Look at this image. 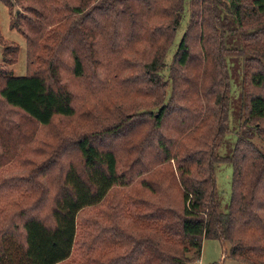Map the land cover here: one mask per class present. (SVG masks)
I'll list each match as a JSON object with an SVG mask.
<instances>
[{"label":"trees","instance_id":"16d2710c","mask_svg":"<svg viewBox=\"0 0 264 264\" xmlns=\"http://www.w3.org/2000/svg\"><path fill=\"white\" fill-rule=\"evenodd\" d=\"M15 2L25 10L12 26L26 39L27 73L0 74V98L7 105L43 126L58 117L75 116L78 94L62 79L64 54L74 78L82 83L87 79L92 87L101 85L102 95L95 101L105 98L104 93L137 95L139 89L141 101L152 97L157 109L136 111L143 107L108 98L115 103L105 110L108 122L72 140L80 159L68 164L54 186L52 223L37 212L23 211L19 223L0 220V264L68 261L77 251L82 211L104 203L117 187L132 190V184L142 188L130 198L128 216L115 214L116 221L117 215L129 220L117 226L112 238L117 254L107 249L112 241L104 230L109 228L101 232L92 219L91 225L99 229L93 240L98 247L105 244L99 256L112 254L99 264H193L201 257L205 238L229 242V256L246 264H264V150L252 139L260 133L264 140V92H251L252 86L264 87V0H190V22L170 68L174 91L168 103L161 100L166 86L162 71L186 0ZM194 32L198 51L191 42ZM230 41L239 44L228 51ZM10 48L18 51L19 46H6V55ZM243 52L256 56L260 65L244 70L245 85L236 108L243 120L241 132L231 153L221 157L217 150L230 129L227 55ZM196 59H202L203 68L191 75L186 69ZM39 61L47 66L38 67ZM224 157L233 165L226 212L215 179V163ZM172 162L178 178L171 181L180 199L171 195V185L164 187L165 179H158L156 172ZM14 180L10 193H0L9 198L4 204L17 201L14 190L22 192L23 184ZM30 181L27 189L40 187L47 194L52 187ZM144 189L152 196L144 197Z\"/></svg>","mask_w":264,"mask_h":264},{"label":"rangeland","instance_id":"374dc122","mask_svg":"<svg viewBox=\"0 0 264 264\" xmlns=\"http://www.w3.org/2000/svg\"><path fill=\"white\" fill-rule=\"evenodd\" d=\"M9 1L12 3L11 6L8 5L6 0H0V74L24 75L27 73L26 39L20 28L12 26V23L20 19V15L25 10L15 0ZM189 2L190 0H186L183 19L165 54V66L162 71V82L165 81L166 84L165 89L163 88L164 94L162 88L160 90H162L161 100L164 98L167 103L171 100L174 91L170 68L180 39L187 30L190 22L191 9ZM21 26L24 28V24ZM126 27L127 23L124 26V30ZM197 33L194 32V36L191 38L195 51L199 49ZM236 38L238 36L234 37V40ZM236 44L239 43L234 41L232 44V41H230V44L227 45L228 51H231L232 48L237 46ZM9 45H18V51H13L10 48V51L6 55V46ZM227 57L231 77V105L229 106L230 129L225 137H223V142L217 150V154L221 157L231 153L241 132L243 120L239 118L240 115L236 114V111L245 85L243 82L244 70L247 67V70L252 71L260 65L259 60L254 61L257 57L250 52L240 54L230 53ZM63 60L65 69L62 70V79L78 94L76 100L77 113L75 116L58 117L52 125L43 126L29 119L17 108L7 105L0 98V122L3 124L0 130L4 131H0V135L2 136L0 138V155H2V158L0 156V193H10L13 190L10 184L15 183L14 179H18L23 184L22 192L18 193V190L13 191V200H17L15 203L4 204L9 198L6 197L4 199V197L0 196V220L5 218L11 224L19 223L22 211L26 213L37 212L40 216L45 217L47 222L52 223L50 210L53 205L52 198L56 192L54 186L62 178L68 164H77L80 159V152L72 140L84 132H92L94 129L97 130L101 125H105L108 122L109 115L105 113V110L115 106L114 102L110 104L109 99L113 98L114 101L120 104L131 105L132 107H143L136 111L157 109V106L154 105L157 101H154L152 97L147 98L148 101L146 102L141 101L143 98L140 97L139 89H137V95L117 93V97L115 95L110 97V94L107 95L104 93L106 97L103 99H106V101L103 99L95 101L96 98L102 95L100 94L102 89L101 85L92 87L89 80L85 79L82 83V80L74 78L70 71H68L69 59L64 54ZM37 66L43 68L47 66V63L39 61ZM202 66V59L201 62H198L196 59L186 71L194 75L201 71ZM132 72L136 73V69H132ZM140 86H136V88ZM91 89L93 93L90 92ZM257 91L264 92V87L252 86L251 92L255 93ZM93 119H97V122L92 124ZM145 126L144 124L143 131L145 130ZM252 139L259 148L264 150V140L261 138L260 133H256ZM49 166L50 169L47 171V167ZM156 172L159 174L158 179H165L164 187H169V184L171 185V195L180 199L181 195L171 181L175 175L178 178L176 164L174 162L172 164L164 163L157 168ZM150 178H153V175H150ZM30 179H33L35 183L42 182L43 185L52 187L47 194L40 187L27 189L28 185H31ZM215 179L220 193L221 208L226 212L232 195L233 165L225 157L215 163ZM49 181L52 182L49 184ZM24 185L26 186L25 190ZM131 186L132 190L130 191H124L126 189L119 187L113 189L104 203L82 211L79 217L76 254H73L72 258L61 264H90L91 261L97 264L98 260L104 262L112 257L111 253L106 256H99L105 244L98 247L95 239L93 240L92 235L98 232L99 229L96 226L93 227V224L91 225L92 219L97 221V226H99L101 232L104 227L109 228L108 230H104L105 236H108V239L113 243L111 242L107 249L109 252H114L113 255L118 253L117 250L115 251L117 245H115L114 239L112 238L117 232V226L122 227L129 220L127 217L123 218L117 215L116 221L115 214L123 212L128 216L132 209L130 206V198L135 195V191L142 188L141 184H132ZM142 192L144 197L152 196L149 190L144 189ZM27 196L30 199L24 200ZM45 201H47V204L44 208L43 203ZM229 251V242L224 244L218 238H205L201 257L193 264H246L244 261L229 256Z\"/></svg>","mask_w":264,"mask_h":264}]
</instances>
